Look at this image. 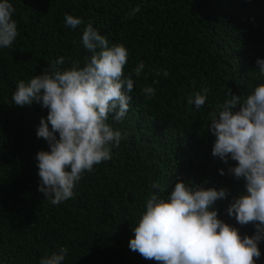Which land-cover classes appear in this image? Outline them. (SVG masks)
Returning a JSON list of instances; mask_svg holds the SVG:
<instances>
[{"label": "trees", "instance_id": "1", "mask_svg": "<svg viewBox=\"0 0 264 264\" xmlns=\"http://www.w3.org/2000/svg\"><path fill=\"white\" fill-rule=\"evenodd\" d=\"M10 2L19 35L11 47L0 48V264H39L60 246L68 248L63 264H158L132 251L129 241L146 199L157 191L152 185L159 183L163 194L178 180L227 186L229 199L214 205L219 218L242 236L254 233V225L241 226L225 211L231 196L245 190V180L228 172L235 161L225 164L212 155L215 136L207 127L213 106L230 89L246 96L264 83L256 65L264 59V0ZM136 5L141 11L129 18ZM67 14L84 23L66 27ZM89 21L109 46L123 43L129 50L124 71L134 79L130 108L122 122L112 114L108 121L126 136L111 160L83 175L74 198L54 206L38 191L36 160L37 152L50 150L37 136L48 109L36 102L16 106L11 97L18 81L43 73L58 57L65 58V69L77 60L83 65L90 53L81 36ZM141 60L145 70L136 77ZM146 85L156 88L150 100L142 95ZM205 86L208 101L197 110L187 98ZM259 248L256 264H264V241Z\"/></svg>", "mask_w": 264, "mask_h": 264}, {"label": "clouds", "instance_id": "2", "mask_svg": "<svg viewBox=\"0 0 264 264\" xmlns=\"http://www.w3.org/2000/svg\"><path fill=\"white\" fill-rule=\"evenodd\" d=\"M16 11L10 0H0V48H9L16 40ZM141 6L132 8L134 17ZM66 27L77 29L82 18L67 14ZM75 44L76 41H73ZM81 43L90 55L63 68L65 58L58 57L49 69L29 80H20L11 103L23 107L33 102L48 109L40 118L37 136L48 142L50 150L36 154L40 183L38 191L50 204L59 205L74 198V189L83 175L94 166L109 161L113 148H119L121 130L108 121L122 122L130 108L134 89L132 73L125 75L129 50L123 43L109 46L105 35L87 22ZM264 78V59L256 60ZM145 70L141 60L133 72L140 77ZM168 77L164 69L153 70ZM159 81H154L158 83ZM210 89L205 86L187 98L198 110L208 101ZM142 95L152 99L156 88L146 85ZM207 132L215 136L212 155L223 163L235 161L228 172L245 180L244 191L231 196L226 213L241 225H254L252 235L240 233L218 216L217 201L229 199L227 186L205 187L178 180L163 193L159 183L146 199L134 235L129 241L132 251L158 264H256L261 256L259 244L264 241V83H258L246 96L227 93L209 114ZM224 175V170H219ZM208 180L205 179L204 184ZM68 248L45 253L39 264H63Z\"/></svg>", "mask_w": 264, "mask_h": 264}]
</instances>
